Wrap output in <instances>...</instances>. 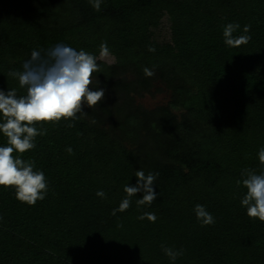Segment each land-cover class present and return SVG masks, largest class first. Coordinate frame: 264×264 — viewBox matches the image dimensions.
Returning <instances> with one entry per match:
<instances>
[{
  "label": "trees",
  "instance_id": "16d2710c",
  "mask_svg": "<svg viewBox=\"0 0 264 264\" xmlns=\"http://www.w3.org/2000/svg\"><path fill=\"white\" fill-rule=\"evenodd\" d=\"M100 7L0 0V89L26 94L8 73L22 70L34 50L63 44L98 56L106 43L114 58L98 59L104 100L85 105L79 120L43 123L46 135L21 157L44 172L45 199L30 206L0 186V264H264V222L241 204L242 170L264 172V0H101ZM163 20L168 37L156 33ZM228 23L251 40L227 46ZM159 92L164 103L139 101ZM6 142L0 133V146ZM138 169L159 173L157 199L137 205V193L113 215ZM197 204L215 223L202 225ZM144 213L156 221L139 219ZM163 248L183 255L172 261Z\"/></svg>",
  "mask_w": 264,
  "mask_h": 264
},
{
  "label": "clouds",
  "instance_id": "9594fccd",
  "mask_svg": "<svg viewBox=\"0 0 264 264\" xmlns=\"http://www.w3.org/2000/svg\"><path fill=\"white\" fill-rule=\"evenodd\" d=\"M96 11L101 10V0H90ZM240 28L238 23H228L223 28L224 43L229 47L246 45L250 35L234 36ZM243 31L248 33L250 26L245 25ZM149 51L155 48L149 46ZM109 55L106 43L101 44L100 57ZM145 76L152 77L154 72L143 69ZM98 58L83 49L77 50L68 45H56L47 53L41 54L34 50L30 59L23 64L22 70L10 71L9 76L18 80L19 86L26 89V94L18 96L15 88L7 91L0 89V133L6 137V144L0 146V186L14 188L16 199L22 203L34 206L38 200L45 199L48 180L42 170L35 168V161L22 159V155L36 147V138L46 135L43 127L45 122L58 123L63 120H79L86 116L84 106L94 109L105 98V89L99 87L96 74L100 73ZM96 84L97 86L93 87ZM95 89V90H94ZM69 127L74 126L69 124ZM73 153L71 147L67 148ZM15 153V155H14ZM259 161L264 165V147L258 152ZM159 173L149 172L147 175L142 169L135 172L136 184L125 185L126 197L121 201L117 211H126L131 206V198L137 193H143L137 199V205H151L158 196L155 190V181ZM245 177L242 185L247 189L241 204L246 207L250 218H258L264 222V172L257 174L251 169L242 170ZM238 184L241 181L237 182ZM97 195L104 197L103 191ZM195 214L202 225L215 223V218L203 205L195 206ZM139 219L147 218L155 222L154 213H144ZM122 227V225H121ZM165 254L175 261L183 251H173L163 248Z\"/></svg>",
  "mask_w": 264,
  "mask_h": 264
},
{
  "label": "rangeland",
  "instance_id": "374dc122",
  "mask_svg": "<svg viewBox=\"0 0 264 264\" xmlns=\"http://www.w3.org/2000/svg\"><path fill=\"white\" fill-rule=\"evenodd\" d=\"M156 33L161 37V36H165L168 37L169 33H168V28H167V23L166 21H162V24L160 26V28L158 30H156ZM97 58L99 60H102L103 62L107 63V64H111L114 61V58L111 54H109L107 57L101 58L100 57V53L98 54ZM167 99V94H165L164 92H159V93H154L153 95H145L144 97H142L139 101L141 103H143L145 106H155L157 104L160 103H164Z\"/></svg>",
  "mask_w": 264,
  "mask_h": 264
}]
</instances>
